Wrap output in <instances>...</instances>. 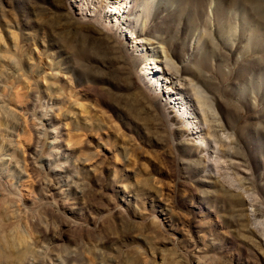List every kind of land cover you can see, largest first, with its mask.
<instances>
[{"label":"rangeland","instance_id":"rangeland-1","mask_svg":"<svg viewBox=\"0 0 264 264\" xmlns=\"http://www.w3.org/2000/svg\"><path fill=\"white\" fill-rule=\"evenodd\" d=\"M146 1L0 0V264H264V0Z\"/></svg>","mask_w":264,"mask_h":264},{"label":"bare ground","instance_id":"bare-ground-1","mask_svg":"<svg viewBox=\"0 0 264 264\" xmlns=\"http://www.w3.org/2000/svg\"><path fill=\"white\" fill-rule=\"evenodd\" d=\"M96 1H98V3L99 4H101L102 2H103V0H96ZM112 11H111V13H113L114 15H116L117 14V16L116 17H114V18H118V17H121V16H123V14L125 13V11H126V9H130L131 7H138V6H140V0H112ZM142 5V4H141ZM145 7H146V9L148 8V7H152L153 5H154V0H149V1H146L144 4H143ZM142 5V6H143ZM212 7V6H211ZM148 10V9H147ZM147 10H145V12L144 13H148V11ZM142 13H143V11L141 10V15H142ZM149 15V14H148ZM118 20V19H117ZM152 64H154L153 62H152ZM148 65V64H147ZM145 69H149L150 71H153V69H155V67H151V66H145ZM159 71V69H155V71ZM156 74V73H155ZM152 75H153V73H152ZM155 77V76H154ZM161 77V76H160ZM154 80H155V83L159 86V79H155L154 78ZM162 84H160V86H161ZM185 110V109H184ZM206 123V122H205ZM200 128V130L202 131L203 129H204V127H199ZM203 143H204V141H202ZM212 144V145H211ZM214 143H210V148H213V150L214 151H216L217 150V147L216 146H214L213 145ZM217 152V151H216Z\"/></svg>","mask_w":264,"mask_h":264}]
</instances>
